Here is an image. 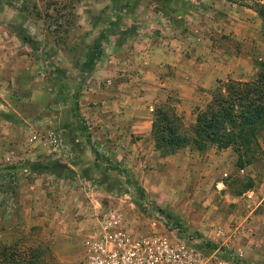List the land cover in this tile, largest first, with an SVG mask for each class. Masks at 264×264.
<instances>
[{"label": "crops", "instance_id": "obj_1", "mask_svg": "<svg viewBox=\"0 0 264 264\" xmlns=\"http://www.w3.org/2000/svg\"><path fill=\"white\" fill-rule=\"evenodd\" d=\"M204 1L168 0L170 16L142 17L150 34L105 48L103 67L88 72L99 81L79 101L81 119L93 126L97 143L92 137L85 141L56 89L53 97L42 63L20 56L9 28L16 14L0 2V28L8 23L0 31V168L37 170L24 175L19 203L29 226L68 233L57 239L59 256L85 252L84 239L110 210L121 213L137 235H147L155 220L143 215L158 207L184 221L197 242L236 246L238 262L251 263V233L259 224L251 221V175L246 188L231 190L230 183L241 177L228 173L239 161L234 149L189 144L165 155L153 136L159 108H174L190 134L198 108L220 83L250 81L257 75L255 61L264 59V19L257 11L264 0H210L208 9ZM223 9L227 25L221 23ZM218 33L245 44L242 51L223 48L215 40ZM44 133L64 135L73 156L35 140ZM212 252L216 264H230L222 248ZM209 256L213 261L211 251Z\"/></svg>", "mask_w": 264, "mask_h": 264}, {"label": "rangeland", "instance_id": "obj_2", "mask_svg": "<svg viewBox=\"0 0 264 264\" xmlns=\"http://www.w3.org/2000/svg\"><path fill=\"white\" fill-rule=\"evenodd\" d=\"M1 1L10 5L16 14L15 24L9 25L14 34V39L11 41L25 61L27 55H33L37 63H42L39 70L44 79H47L48 87L53 89V97H56L55 89L58 91V99L59 96L64 97V112L72 114L79 122L80 129L85 132V141L92 137L93 126L82 121L79 101L85 92L94 86V81H99L91 74H96L103 67L105 48L111 41L114 44L124 45L132 38L150 34L149 22H146L142 17L151 18L155 12L168 17L173 9L168 0H158L157 2L155 0ZM209 1L205 0L203 3H209ZM154 2L156 4H153ZM204 7L212 8L210 4H205ZM257 9L259 10V6ZM221 16L223 20L221 23L229 24L225 18V9ZM205 25L207 26L209 23L205 22ZM7 27L8 23L5 20L0 31L6 30ZM217 35L215 40L223 48L228 47V49L241 52L245 46L228 34L218 33ZM248 44V48L251 50V42ZM56 46L61 47L62 51L61 56L58 50V60L55 56ZM98 53H100V58L96 59L95 56ZM99 61L101 63H98ZM262 61H264L263 58L254 63L257 66V73L258 62ZM86 70L89 71L86 72ZM58 137L63 148L60 151L55 149L54 151L59 154L64 153L63 155L67 158H71L74 154L71 144L67 143L64 135ZM37 139L41 143H52L50 134L47 133L39 135V138H35V140ZM258 142L260 150L254 152L255 158L251 160V163L246 164V160L238 161L236 163L238 169L231 168L232 170L228 172L231 175L241 176L230 183L231 190L236 191L246 188L250 184L248 175H251V210H253L251 221L255 220L259 225L254 230L255 232L251 233L250 264H264V130L259 133ZM230 158H236L234 161H237L236 155L231 154ZM6 163L10 164V162ZM30 167L26 165L19 170L0 168V248L12 245L13 252L18 255L23 252L25 246L32 254V256L31 254L26 255V264H84L85 252L83 249L75 253L69 252L63 256L58 255L57 239L63 234H68L66 231L52 230L46 233L38 226H29L31 222L27 220V215L25 216L21 209L19 195L23 187L24 175L34 174L37 171L30 172ZM241 170L245 171L241 172ZM162 209L166 214L152 209L148 215H142L151 219L160 215L167 221L168 229L174 228L173 221L175 219L171 212L167 208ZM168 215L173 220H169ZM179 222L183 227L180 229V234H182L180 236L184 239L195 243L202 249L222 248L226 255V261L230 264H249L247 262L240 263L241 261L238 262V259L235 258L234 249L236 246H220L210 241L197 242L196 232H190L184 221ZM90 236H87L86 239ZM211 253L213 257L215 252L211 251ZM30 258H33L34 261L31 262ZM24 260L17 258V262L12 264H23ZM213 264H216L214 257Z\"/></svg>", "mask_w": 264, "mask_h": 264}, {"label": "trees", "instance_id": "obj_3", "mask_svg": "<svg viewBox=\"0 0 264 264\" xmlns=\"http://www.w3.org/2000/svg\"><path fill=\"white\" fill-rule=\"evenodd\" d=\"M264 19V6L258 10ZM100 58V53L96 54ZM264 130V61L258 62V73L252 81L240 82L228 80L212 92L210 101L198 108L195 124L189 134L184 130L182 119L171 106H162L157 110V119L153 128L156 146L165 155L175 154L191 144L201 150L208 145L219 149L233 148L239 162L251 163L254 152L260 150L259 133ZM97 157L105 160L104 156ZM107 159V158H106ZM141 207V206H139ZM166 214L162 208H156ZM168 219L173 220L170 215ZM182 229L179 221H173ZM11 246L0 248V264H12L17 258L25 259L31 252L25 248L16 254ZM208 253L212 250H208ZM32 256V254H31ZM30 261H34L30 258Z\"/></svg>", "mask_w": 264, "mask_h": 264}, {"label": "built area", "instance_id": "obj_4", "mask_svg": "<svg viewBox=\"0 0 264 264\" xmlns=\"http://www.w3.org/2000/svg\"><path fill=\"white\" fill-rule=\"evenodd\" d=\"M91 134L97 143L92 129ZM50 139L56 151L63 148L58 135L50 134ZM154 220L149 234L137 235L121 213L110 210L84 242V264H213L207 249L181 237L178 226L168 229L160 215Z\"/></svg>", "mask_w": 264, "mask_h": 264}]
</instances>
